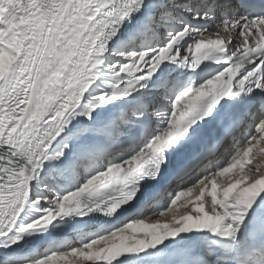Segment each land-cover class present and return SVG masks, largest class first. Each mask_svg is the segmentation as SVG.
<instances>
[{
  "label": "snow or ice",
  "instance_id": "snow-or-ice-1",
  "mask_svg": "<svg viewBox=\"0 0 264 264\" xmlns=\"http://www.w3.org/2000/svg\"><path fill=\"white\" fill-rule=\"evenodd\" d=\"M0 264H264V0H0Z\"/></svg>",
  "mask_w": 264,
  "mask_h": 264
}]
</instances>
